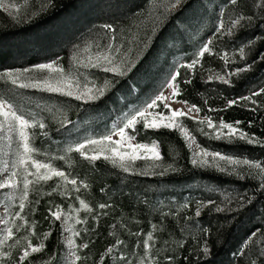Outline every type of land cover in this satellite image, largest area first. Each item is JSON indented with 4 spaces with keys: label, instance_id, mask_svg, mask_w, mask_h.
<instances>
[{
    "label": "trees",
    "instance_id": "16d2710c",
    "mask_svg": "<svg viewBox=\"0 0 264 264\" xmlns=\"http://www.w3.org/2000/svg\"><path fill=\"white\" fill-rule=\"evenodd\" d=\"M148 1L28 0L13 14L0 10V101L25 120H34L27 131L30 160L64 173L34 178L14 171L10 196L2 200L0 264H21L31 247L40 250L29 253L23 264H264V239H249L264 230V190L252 169L228 168L216 160V165L194 164L178 132L147 128L148 116L123 126L124 133L137 144L157 143L158 160L139 159L122 167L86 158L91 152L81 145L89 136L103 138L110 122H124L123 113L128 116L156 99L171 78L180 93L172 100L200 109L196 118H177L200 149L264 166V93L253 96L255 103L241 100L228 107L229 101L264 89V0H185L123 73L89 70L99 82L106 80L102 93L89 101L7 79L8 72L49 61L65 68L77 42L92 39L103 26H110L107 32L118 31ZM240 16L245 17L243 26L234 27ZM221 19L224 28L218 33ZM208 36V50L198 54ZM249 41L255 43L248 46ZM175 56L181 58L178 65L177 58L172 61ZM193 59L197 64L189 67ZM237 69L244 70L237 74ZM147 110L170 114L163 101ZM222 121L234 127L240 121V135L218 130ZM241 131L247 134L244 139ZM248 137L260 143H249ZM235 193L248 195L253 203L238 214L218 213L216 206H226ZM56 211L65 215L71 261L65 260L62 226L52 216ZM205 244L210 258H205Z\"/></svg>",
    "mask_w": 264,
    "mask_h": 264
},
{
    "label": "rangeland",
    "instance_id": "374dc122",
    "mask_svg": "<svg viewBox=\"0 0 264 264\" xmlns=\"http://www.w3.org/2000/svg\"><path fill=\"white\" fill-rule=\"evenodd\" d=\"M27 1L28 0H0V10L6 14H13L22 8ZM184 1L185 0H179V2H177V0H149L140 11L124 19L125 24L123 27L121 25L118 31L116 30L114 32L110 30L107 32L103 26L100 27L99 30H96L97 33L93 35L92 39L80 40L79 43L77 42L78 45H74V47L70 48L65 68L60 67V64L56 62L49 61L41 64H48L51 65V67L41 69L38 67L41 64H38L25 70L15 69L7 73V79L20 87L26 85L23 87L28 89L61 94L81 101L92 100L102 93L106 80L101 78L102 82H99L89 74V70L94 69L102 73L110 74L123 73L138 60L141 53L148 45L149 40L161 26L163 21ZM220 12V9L216 10V15L219 16ZM216 24H218L217 21ZM229 26V24H226L225 28ZM83 34H86V32ZM208 39L209 36L203 40L199 46L198 54L204 50ZM174 60L177 65L181 63L180 56L173 57L172 61L174 62ZM106 68L110 70L105 71ZM35 70H41L44 73L35 74ZM50 89H55V91H51ZM173 92L174 86L170 78L161 87L156 96L157 98L162 94L165 97V100L162 101L164 104L166 101L170 108V114L168 116L148 112L147 105L155 100L154 98L138 110L132 109V113L128 116H125L123 113L122 115L125 117L124 122L121 121L122 119L120 120L117 118L113 122H110V132L103 138L95 140L90 136L86 137L84 143L81 144L82 146H87L88 151L91 152L86 158L91 160L103 158L112 164L122 167H126L139 159L158 160L160 154L157 143L137 144L128 134L124 132L123 134L120 133V128L127 125L129 120L139 118L140 116L138 113L143 112V116H148V119L144 121V125L147 126V128L175 129L185 141L186 146L191 149L192 159H195L197 164L202 166L216 165V163L212 162V160H216L218 163H224L228 168L247 167L252 169L258 178L264 175L260 169L254 166L250 168L249 165H244L242 161L241 163H228L227 160L220 159V156H223L222 154L219 153L220 156H214V152L200 149L192 136L178 123L177 118L179 116L172 117L173 110L182 109L184 115L192 118L197 117L196 112H189L190 106L172 100L171 97ZM4 105L3 111L7 113L10 106L5 102ZM170 117L171 119H169ZM27 121L28 125L24 129L26 136L28 135L27 131L35 125L32 117L31 119H27ZM13 125L14 121L11 114L0 116V183L6 185L4 188H0V227L3 225L2 200L10 196L12 188L11 179L16 169L24 171L26 176L31 174L34 178H48L58 172L57 170H51L47 166L30 160V152H25L24 150V140L19 134V125L15 123L13 130L10 131V127ZM218 128H220L218 130L223 129L227 134H239L237 131H231L223 127L222 124H219ZM79 146L80 145L77 147ZM233 161L237 160L233 159ZM28 163L31 166V171L28 169ZM250 164L255 165L251 162ZM37 165H39V167H37ZM52 216L60 221L63 231V240L65 241L67 251L65 260L71 261L72 243L70 242L68 235L69 231L64 221L65 215L56 211ZM57 217L59 218L57 219ZM28 253H32V247L28 250Z\"/></svg>",
    "mask_w": 264,
    "mask_h": 264
},
{
    "label": "snow or ice",
    "instance_id": "6c2138e0",
    "mask_svg": "<svg viewBox=\"0 0 264 264\" xmlns=\"http://www.w3.org/2000/svg\"><path fill=\"white\" fill-rule=\"evenodd\" d=\"M177 2H179V0H177ZM233 3L236 2V0H232ZM242 19H245L244 16H240L238 17L234 22H233V26H243V25H240V21ZM249 20V22H251V20L253 19V17H248L247 18ZM105 27H110V26H105ZM224 28V21L223 19H221L220 21V25L219 27L217 28V32L219 33L222 29ZM260 39H264V37H261ZM253 43H255V41H249L248 42V46H251ZM208 50V45H205L204 47V51H207ZM240 52L241 54L243 55L244 52H245V48L242 46L241 49H240ZM261 59L264 60V55L261 56ZM197 64V59H193L192 63L189 65V67H194L195 65ZM39 68H47V67H51V65H48V64H41L38 66ZM248 67H251V66H248ZM110 69H105V71H109ZM244 69H237V74L240 72V71H243ZM178 76H179V73H177V76H173L172 77V80L173 82H177L178 81ZM222 78V77H221ZM187 83H190L191 81H186ZM225 83H228L227 80L224 81ZM23 86H26V85H22ZM51 91H55V89H50ZM261 93H264V89H260L259 92H254L252 94V96H247V97H239V98H236V99H233L231 101L228 102V107H233L235 106L236 104H238L241 100H249V101H252L253 103H255V101L253 100V96H259ZM173 95H180V93L178 92H173ZM79 98V97H77ZM162 100H165V97L161 94L160 96H158L155 100H153L151 103H149L147 105L148 109H152L154 107L157 106V103L158 101H162ZM183 103H187V101H183ZM164 106L167 108V102L165 101V104ZM5 105H4V102L3 101H0V116H7L9 114H11V116L13 117V121H14V125L12 127H10V131L13 130V127L15 126V123H18L19 125V129H20V136L23 138L24 140V150L25 152H28L29 151V148H28V143H27V136L25 135V132H24V129L27 127L28 125V121L25 120L22 116L20 115H17L15 111L12 110L11 107H9L8 109V112L5 113L3 111ZM224 110H227V109H224ZM189 112H199L200 109L197 107V106H192L191 108H189L188 110ZM215 111V110H213ZM139 116H143L144 113L143 112H139L138 113ZM184 115V112L182 109L180 110H173L172 111V117H178V116H182ZM171 119V117L169 118ZM135 122V118H133L132 120H129L128 121V124L125 125V127H128L129 125L133 124ZM241 122L240 121H237L235 122V125L236 127H234V125L232 124H228L226 122H223L222 121V126L225 127V128H228L229 130L231 131H236L238 130V125L240 124ZM45 127L44 124H41L40 125V128L43 129ZM147 127V126H146ZM124 132V128H120V133L123 134ZM247 134L243 133L241 131V139H244L245 136ZM218 139L220 137H217ZM248 142L249 143H253V142H256V143H260V141L258 139L254 140V138L252 137H248ZM207 154V153H206ZM214 156H220L219 153H213ZM220 159H223V160H227L228 163H241V161L237 160V161H233L232 157H229V156H220ZM193 163L195 164L196 163V160L193 159ZM242 163L244 165H249V167H255L257 169H260V171L262 173H264V166H262L261 164H255V165H251L250 162L247 160V159H244L242 161ZM37 167H39V165H37ZM221 171H223V169H221ZM56 175H64V173L62 172H57ZM247 178L246 176L244 175H241V179H245ZM6 185L3 184V183H0V188H4ZM258 187L261 189V190H264V175L261 176V179H260V182L258 184ZM253 203L251 197H249L248 195L246 194H243V193H235L233 194L232 196H230L228 198V201L226 203V206H223V205H218L216 206V211L219 213V212H235V213H240L242 212L243 210H245L249 205H251ZM24 205L21 204L20 205V208L23 209ZM103 207V206H102ZM200 213L197 212V215H199ZM19 215V213H18ZM59 217H57L58 219ZM262 219H264V215H262L261 217ZM11 235V233H10ZM257 238H262L264 239V230H261L260 232H257V233H253L252 236L249 238L250 240H255ZM85 247H87V245H85ZM146 247H147V243H146ZM40 249L37 248V247H32V252H38ZM242 250H244L246 252V248L242 246ZM112 249H108V252L111 253ZM203 252H204V255H205V258H210L211 256V251L210 249L208 248L207 244L204 245L203 247ZM29 256V253L27 250L24 251L23 253V256H21V264H23V261L25 260L26 257Z\"/></svg>",
    "mask_w": 264,
    "mask_h": 264
}]
</instances>
